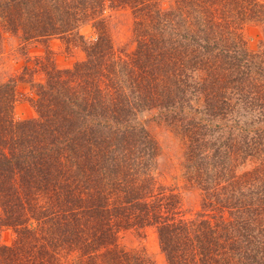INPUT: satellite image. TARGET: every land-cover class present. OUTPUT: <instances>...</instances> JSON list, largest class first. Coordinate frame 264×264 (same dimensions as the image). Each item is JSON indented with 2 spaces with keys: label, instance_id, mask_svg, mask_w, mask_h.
<instances>
[{
  "label": "trees",
  "instance_id": "obj_1",
  "mask_svg": "<svg viewBox=\"0 0 264 264\" xmlns=\"http://www.w3.org/2000/svg\"><path fill=\"white\" fill-rule=\"evenodd\" d=\"M120 9L131 49L108 30ZM6 34L85 58L61 68L49 51L0 83V228L15 234L0 264H155L120 243L148 229L163 264H264V0H0V46ZM17 80L37 117L15 118ZM149 122L182 142L201 211L159 182Z\"/></svg>",
  "mask_w": 264,
  "mask_h": 264
},
{
  "label": "rangeland",
  "instance_id": "obj_2",
  "mask_svg": "<svg viewBox=\"0 0 264 264\" xmlns=\"http://www.w3.org/2000/svg\"><path fill=\"white\" fill-rule=\"evenodd\" d=\"M107 24L112 41L116 48L131 49L134 47V18L129 10L120 9L107 12ZM81 33L91 40L93 29L86 25ZM243 38L247 48L255 52L259 49L263 38L261 29L255 25H248L243 30ZM24 53L20 48L19 39L11 34H6L0 46V83L18 78L23 66L29 58L46 56L47 52L52 53L56 64L61 68L73 67L76 62L85 58L84 51L79 47H68L60 40L54 39L49 47L44 45L28 48ZM40 79L35 77V81ZM18 99L15 103V118L19 121L37 117L35 109L27 101L31 95L28 82L17 80ZM152 134L157 138L162 147V156L156 175L159 182L169 188H174L181 196L184 210L187 216L201 211L202 195L198 189L184 178L183 145L180 139L163 124L149 122ZM2 211L0 208V216ZM15 239L14 232L9 228H0V248L4 245H12ZM121 245L129 251H138L148 257L155 264H163L165 255L161 250L159 239L153 229L146 231H127L120 238Z\"/></svg>",
  "mask_w": 264,
  "mask_h": 264
}]
</instances>
